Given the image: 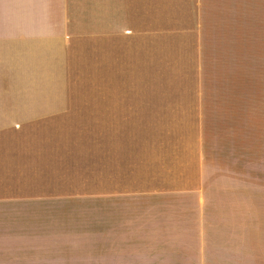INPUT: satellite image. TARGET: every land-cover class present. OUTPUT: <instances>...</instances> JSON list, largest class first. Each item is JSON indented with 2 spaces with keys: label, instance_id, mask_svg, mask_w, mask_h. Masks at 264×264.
I'll list each match as a JSON object with an SVG mask.
<instances>
[{
  "label": "crops",
  "instance_id": "obj_1",
  "mask_svg": "<svg viewBox=\"0 0 264 264\" xmlns=\"http://www.w3.org/2000/svg\"><path fill=\"white\" fill-rule=\"evenodd\" d=\"M0 264H264V0H0Z\"/></svg>",
  "mask_w": 264,
  "mask_h": 264
},
{
  "label": "rangeland",
  "instance_id": "obj_2",
  "mask_svg": "<svg viewBox=\"0 0 264 264\" xmlns=\"http://www.w3.org/2000/svg\"><path fill=\"white\" fill-rule=\"evenodd\" d=\"M90 80V78H88Z\"/></svg>",
  "mask_w": 264,
  "mask_h": 264
}]
</instances>
